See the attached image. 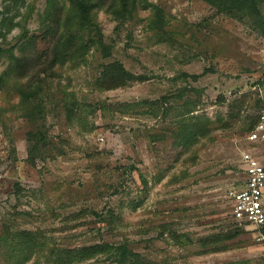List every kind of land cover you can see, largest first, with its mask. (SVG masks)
<instances>
[{
	"label": "rangeland",
	"instance_id": "1",
	"mask_svg": "<svg viewBox=\"0 0 264 264\" xmlns=\"http://www.w3.org/2000/svg\"><path fill=\"white\" fill-rule=\"evenodd\" d=\"M47 4L0 0V44L30 58L0 83V264H61V251L95 245L72 264H264L228 197L245 182L242 152L264 154L247 140L264 105V0H137L125 19L96 7L110 56L92 46L56 63ZM113 60L147 78L100 88ZM9 65L0 55V75ZM185 87L197 91L173 97ZM189 95L212 131L187 148L169 129ZM23 231L36 245L20 253ZM105 243L132 255L119 262Z\"/></svg>",
	"mask_w": 264,
	"mask_h": 264
},
{
	"label": "trees",
	"instance_id": "2",
	"mask_svg": "<svg viewBox=\"0 0 264 264\" xmlns=\"http://www.w3.org/2000/svg\"><path fill=\"white\" fill-rule=\"evenodd\" d=\"M9 1L18 4L24 0ZM47 2L44 20H49V23L45 25L44 33L46 36L53 37V41H51V43H53V63L65 62L69 58H85L86 53L92 46L102 47L105 58L109 57L110 51L109 49L105 51L107 45L104 40L102 29L96 23L93 9L96 7L103 8L106 7V5L114 6L112 9L114 16L118 19H125L127 15H131L137 7V0H47ZM16 25L17 23L11 20L9 30ZM262 33L264 35V22ZM3 36H5V34ZM37 40L38 37L36 35H32V37L28 39L33 46H36ZM3 54L9 56L10 65L8 69L0 75V83L5 82L6 78L13 75L22 77L29 71L30 58L28 56L16 55L14 48H7L3 46V44H0V55ZM146 78L145 75L137 74L126 68L123 62L113 60L103 63V69L98 79V84L102 89H113L125 86L131 81L145 80ZM22 87V84H17L18 90L22 89ZM186 91L196 92L197 90L194 87H190V89L185 87L179 94L173 97H183ZM189 96L184 104V108L180 111V116H183L179 121L181 125L178 129H169L173 136L174 144L187 148L193 146L198 142V139L206 137L212 131L210 127L211 120L203 114L195 113V111L198 110L196 107L197 102ZM31 97H35V94L30 95V98ZM170 99L171 97L169 95H164L156 100V103L163 109L165 116L171 108ZM262 231L264 232V226L262 227ZM30 235V232L23 231V233L17 237L18 244L16 243V246L20 248V253H23L22 251L24 248H30L32 250L35 247L36 244L34 240L28 239ZM104 245L105 247H113L114 252L119 256V262H126L130 255H132V252L129 251L126 245L119 244L113 246L108 243ZM98 248H101V246L95 245L83 247L82 249L63 250L57 254V259L61 264H72L85 255L93 254V251L97 252L96 249Z\"/></svg>",
	"mask_w": 264,
	"mask_h": 264
},
{
	"label": "built area",
	"instance_id": "3",
	"mask_svg": "<svg viewBox=\"0 0 264 264\" xmlns=\"http://www.w3.org/2000/svg\"><path fill=\"white\" fill-rule=\"evenodd\" d=\"M264 70V57L261 63ZM251 143L264 141V105L254 128L248 133ZM245 182L239 188H231V215L240 224L256 230L257 237L264 241V164L252 151L242 152ZM264 245V243H263Z\"/></svg>",
	"mask_w": 264,
	"mask_h": 264
},
{
	"label": "crops",
	"instance_id": "4",
	"mask_svg": "<svg viewBox=\"0 0 264 264\" xmlns=\"http://www.w3.org/2000/svg\"><path fill=\"white\" fill-rule=\"evenodd\" d=\"M264 142V141H263ZM257 156V155H256ZM258 158L260 159V161L264 164V154L258 156Z\"/></svg>",
	"mask_w": 264,
	"mask_h": 264
}]
</instances>
